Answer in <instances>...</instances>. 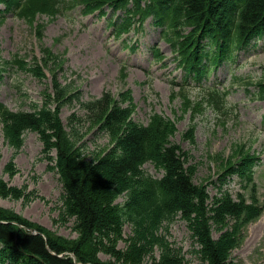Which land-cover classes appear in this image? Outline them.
Instances as JSON below:
<instances>
[{"label": "trees", "instance_id": "1", "mask_svg": "<svg viewBox=\"0 0 264 264\" xmlns=\"http://www.w3.org/2000/svg\"><path fill=\"white\" fill-rule=\"evenodd\" d=\"M232 4V0H180L177 14L189 13L203 23L210 19L213 24L221 16L220 5L227 10ZM263 20L264 0H249L241 13L239 33ZM178 21L176 17L175 23ZM69 87L57 86L55 112L44 108L36 113H13L0 106V121L4 137L16 153L28 129L40 133L48 151L56 149V168L64 186L61 222L73 219L72 229L78 236H58L0 207V264H106L100 260L101 254L115 260L112 264H144L148 257L151 262L157 260L154 264H181L182 250L157 235L165 223L178 217L192 226L193 237L201 245L203 264H239L232 253L243 244L241 230L259 218L260 207L236 203L228 195L210 200L206 186L194 184L190 169L185 167L186 155L169 143L168 126L162 124V128L154 122L138 129L128 123V111L114 109L107 114L109 96L88 104V112L101 122L116 145L106 155L82 153L80 137L68 133L59 118L60 110L78 95H68ZM80 121L74 116L69 124L78 125ZM150 161L165 169L163 179L154 180L141 169ZM15 165L10 162L5 172L14 175ZM252 166L243 164L238 172L250 178ZM231 168L227 163L226 170L230 172ZM23 191L8 186L0 176V199L22 198L27 195ZM124 194L126 199L118 203ZM230 221L232 228L226 229ZM125 226H130L133 234L123 241L127 246L122 250L118 241ZM221 230L223 234L216 239L212 233ZM154 248L160 252L158 257Z\"/></svg>", "mask_w": 264, "mask_h": 264}, {"label": "rangeland", "instance_id": "2", "mask_svg": "<svg viewBox=\"0 0 264 264\" xmlns=\"http://www.w3.org/2000/svg\"><path fill=\"white\" fill-rule=\"evenodd\" d=\"M36 9L37 6L33 10L24 9L25 12L15 21L7 20L0 24V53L3 54L0 57V68L6 69L3 73L4 79L0 82V102L7 108L14 112L33 111L34 105L46 106L44 103L49 102L47 107L50 106L49 109L55 110L58 102L50 96L55 97L56 86L65 85L70 81L74 82L68 95L82 90L84 100L88 97L99 99L108 95L118 97L120 93L130 90L131 96L139 102V109L136 110L134 119L147 124L148 113L155 112L158 115V118L154 120L156 124L162 128L163 122L168 124L169 143L178 146L181 153L186 155L183 157L185 167L190 169L194 184L199 187L208 185L211 197L217 192V186L211 183H219L218 180L224 178L226 163L232 166V159L228 157L231 150L236 156L239 155L244 143L251 148V152L262 153L261 159L264 163V133L259 134L257 130H254L252 123L253 120L259 121L264 114V102H244L237 106L234 112L222 115V112L206 103L203 108L201 102L203 95L199 94V90H193L191 86L189 93L184 91L173 93L174 90H178L172 89L169 81L174 78L182 81L179 79L184 71L182 69L173 71L175 64H173V54L169 50L164 51L167 60L154 65L157 71L167 75L166 78H159L156 72L148 74L145 70L132 69L131 73L128 72L126 83L123 84L118 74L123 56L117 49H113L118 47L117 45L111 44L108 47L112 49L102 51L98 45L112 43V41H107L106 37L101 35L89 37L82 34L76 27L72 28L66 24L64 18L49 22L46 17H42L40 21L45 23L47 28L46 31L40 32L41 28L36 27L37 20L34 15ZM74 16L79 26L80 17L78 18L77 11ZM86 21L90 22L91 19H86ZM105 25L106 22L102 21L101 26ZM263 25L261 21L257 26L262 27ZM146 28L148 31L151 29L148 23H146ZM40 38L42 42L39 41ZM44 47L50 49L52 57L41 65L46 68L50 67L53 73L62 63L63 56L66 55L68 58L65 70L57 73L56 80L52 79L48 71L47 78L39 81L34 78L33 71L28 72L23 70L24 68H18L17 65L7 67L4 65V62L20 59L25 60L28 67H32L35 57H40L41 49ZM237 65H242L238 70L239 74L253 72V74L262 76L264 74V54L257 57L240 58ZM73 71L75 74H72ZM148 77H150L151 85L144 86L143 81ZM218 80L217 73L210 78V82ZM251 89L258 91L255 86ZM240 93H243L242 89ZM48 95L50 96L46 100ZM234 97H236L235 94L229 99L235 104ZM191 100L193 105L189 107ZM74 113L84 117V112L77 104L69 105L61 111V118L68 131L72 130L68 124V117ZM98 130L94 122L81 123L74 129L73 134L79 136L82 142L90 145L91 150H98L105 154L111 148V142L108 136L99 133ZM24 135L25 144L19 154L15 155V148L9 146L0 134L2 154L0 176L8 186L22 188L25 190L23 192L27 193L26 196L18 199H12L13 197L0 199V207L58 236L77 238V233L72 229L74 220L61 222L60 215L64 211L61 210L63 207L62 186L56 172L49 171L47 161H40L43 159L40 136L34 131L25 132ZM14 156H16L17 172L10 176L5 172V167ZM142 169L153 179L165 176L163 169L157 168L151 162L146 163ZM255 181L259 197L264 201V164L257 168ZM225 189L236 198V193L241 192L239 180L232 179L226 184ZM118 201L122 202V198ZM232 225L233 222L230 221L226 229H231ZM223 232V230L218 233L214 231L212 234L218 239ZM132 234V228L125 226L123 238L118 241V247L125 249L127 245L123 241L130 238ZM157 235L164 237L174 249L182 250L184 262L181 264H203L199 252L201 245L196 236L193 237V228L189 222L178 217L165 223V226L157 230ZM241 235L243 244L234 251L233 258L239 264H264V213L257 222L243 228ZM154 252L158 257L159 250L154 248ZM100 260L106 264L115 262L103 254L100 255ZM154 263H157V260L154 259L151 262L149 257L144 262V264Z\"/></svg>", "mask_w": 264, "mask_h": 264}, {"label": "bare ground", "instance_id": "3", "mask_svg": "<svg viewBox=\"0 0 264 264\" xmlns=\"http://www.w3.org/2000/svg\"><path fill=\"white\" fill-rule=\"evenodd\" d=\"M156 167H157V166H156ZM157 168H162V169H163V171H164V172H166V171H165V169H164L163 167H157Z\"/></svg>", "mask_w": 264, "mask_h": 264}]
</instances>
